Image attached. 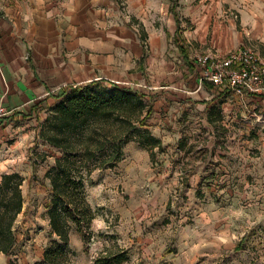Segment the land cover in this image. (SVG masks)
<instances>
[{"label":"crops","instance_id":"1","mask_svg":"<svg viewBox=\"0 0 264 264\" xmlns=\"http://www.w3.org/2000/svg\"><path fill=\"white\" fill-rule=\"evenodd\" d=\"M165 1L127 0L125 13L116 0H0V105L14 110L0 123L72 86L138 76L143 56L150 68L175 61L149 128L172 191L184 196L180 209L226 198L244 208L264 184V99L202 81L193 57L247 46L264 55V0H201L180 22Z\"/></svg>","mask_w":264,"mask_h":264},{"label":"rangeland","instance_id":"2","mask_svg":"<svg viewBox=\"0 0 264 264\" xmlns=\"http://www.w3.org/2000/svg\"><path fill=\"white\" fill-rule=\"evenodd\" d=\"M126 1L116 0L122 10L126 8L125 13ZM200 1L178 0L176 11L184 17ZM165 2L161 0L162 7ZM259 48L263 49L264 44ZM173 53L176 51L170 49L167 56ZM199 56L195 54L193 61ZM173 62L168 67L150 68L143 56L139 75L125 77L118 84L140 91L149 106L173 81L180 65ZM105 85L111 86L110 82ZM66 99L61 95L27 114L16 115L8 124L0 123V182L6 172L18 171L26 179L25 209L16 222L18 240L8 255L0 253V264H47L44 252L58 240L45 207L52 192L46 173L62 153L43 135L55 126L57 108ZM262 123L264 126V118ZM146 149L138 141H131L116 166L95 170L86 185L95 219L88 228L72 233L65 249L66 264H93L109 250L127 251L128 260L120 264H264L262 182L257 181L248 198L250 203L244 208L226 198L223 205H205L185 215L186 210L180 209L184 196L172 191L174 180L162 170L161 150L147 149L149 154ZM187 219L190 226L184 225Z\"/></svg>","mask_w":264,"mask_h":264},{"label":"trees","instance_id":"3","mask_svg":"<svg viewBox=\"0 0 264 264\" xmlns=\"http://www.w3.org/2000/svg\"><path fill=\"white\" fill-rule=\"evenodd\" d=\"M171 12L180 22L172 0ZM180 31V26L178 27ZM141 39L147 35L142 31ZM105 80H93L63 90L66 101L57 108L54 127L44 133V140L61 151L56 163L48 169L51 197L46 203L52 232L58 238L45 250L47 264H66V247L74 231L88 228L95 212L88 200L86 185L96 169L116 166L123 160L124 148L131 141L149 149H162V141L155 137L148 123L153 105H146L145 95L135 89ZM63 93V94H62ZM0 182V253L8 255L17 243L16 222L25 207L20 172H6ZM108 252V251H107ZM127 251L112 252L99 257L93 264H120L127 261Z\"/></svg>","mask_w":264,"mask_h":264},{"label":"built area","instance_id":"4","mask_svg":"<svg viewBox=\"0 0 264 264\" xmlns=\"http://www.w3.org/2000/svg\"><path fill=\"white\" fill-rule=\"evenodd\" d=\"M196 62L202 81L264 99V56L253 47L232 49L224 55L209 52L199 56ZM13 113L14 110L0 105V120Z\"/></svg>","mask_w":264,"mask_h":264}]
</instances>
